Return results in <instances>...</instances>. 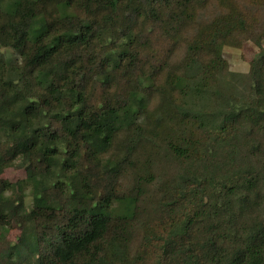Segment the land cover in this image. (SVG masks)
Returning <instances> with one entry per match:
<instances>
[{"label":"trees","instance_id":"obj_1","mask_svg":"<svg viewBox=\"0 0 264 264\" xmlns=\"http://www.w3.org/2000/svg\"><path fill=\"white\" fill-rule=\"evenodd\" d=\"M0 264H264V0H0Z\"/></svg>","mask_w":264,"mask_h":264},{"label":"rangeland","instance_id":"obj_2","mask_svg":"<svg viewBox=\"0 0 264 264\" xmlns=\"http://www.w3.org/2000/svg\"><path fill=\"white\" fill-rule=\"evenodd\" d=\"M222 56L227 62L231 72L246 74L249 72L252 62L259 58L260 50L253 43L247 42L240 47L225 46L222 50ZM25 177V171L19 167L9 168L3 174V178L11 182L21 181L25 179ZM29 193L30 190H26L25 195L28 205H30L31 202ZM19 233L17 229H10L6 232L5 236L8 240L16 242Z\"/></svg>","mask_w":264,"mask_h":264}]
</instances>
